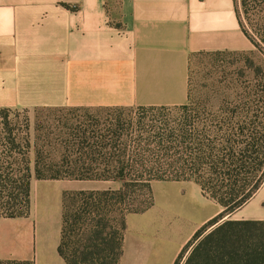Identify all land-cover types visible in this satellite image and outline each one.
<instances>
[{"label":"crops","instance_id":"1","mask_svg":"<svg viewBox=\"0 0 264 264\" xmlns=\"http://www.w3.org/2000/svg\"><path fill=\"white\" fill-rule=\"evenodd\" d=\"M252 50L235 0H0V109L183 106L193 60ZM135 215L119 264H174L197 230L172 248ZM223 220L264 222V181ZM61 227L62 210L0 217V264H67Z\"/></svg>","mask_w":264,"mask_h":264},{"label":"trees","instance_id":"2","mask_svg":"<svg viewBox=\"0 0 264 264\" xmlns=\"http://www.w3.org/2000/svg\"><path fill=\"white\" fill-rule=\"evenodd\" d=\"M235 5L244 35L264 58V0H235ZM249 68L261 103L264 67L250 64ZM188 107L175 108L188 111ZM167 108L133 110L143 120ZM238 110H203L202 117L194 113L184 127L178 125L176 135L165 136L164 131H158L154 136L140 135L125 143H121L123 134L117 120L116 128L106 135L75 132L64 153L50 159L43 156L45 146L39 143L30 158L34 145L28 125L10 121L11 111L0 109V217L29 215L33 179L120 184L116 190H81L63 195L57 248L67 264H119L126 219L152 207V183L194 182L222 211L192 235L174 264H264V222L223 220L248 202L264 181V170L256 169L263 165L259 160L263 136L253 127L254 121L244 120L241 125ZM138 124L143 126L140 121ZM189 127L192 131H187ZM141 130L136 131L142 134ZM246 131L247 137L243 135ZM237 137L247 139L239 143ZM219 142L224 145L221 149L217 148ZM239 145L244 149L237 151ZM2 264L32 263L8 260Z\"/></svg>","mask_w":264,"mask_h":264},{"label":"rangeland","instance_id":"3","mask_svg":"<svg viewBox=\"0 0 264 264\" xmlns=\"http://www.w3.org/2000/svg\"><path fill=\"white\" fill-rule=\"evenodd\" d=\"M248 63L264 67V58L257 50H252L242 57L234 55L225 59L193 60L190 70L188 111L169 107L154 112L153 115L157 113L154 117L149 115L147 119L140 120V116L133 109L111 111L107 108H40L10 110L9 120L19 122L23 126L28 125L35 146L30 151V158L36 153L37 143L45 146L43 156L52 159L51 157L64 153L66 146H70V135L84 131L106 135L116 128L117 120H120V131L123 134L121 143L136 140L140 135L143 138H147L148 135L154 136L159 133L158 131H164L165 136L176 135L174 130L179 129L178 125L184 127L189 121V116L192 117L194 113L196 117H202L203 110L207 113L221 109H239L241 125H244V120L254 121L253 127L261 138L263 136L264 141V93H261L263 99L259 103L256 95L257 85L253 81ZM139 121L143 126L138 124ZM138 128L146 129L141 130L142 134H138L139 131H136ZM153 130L155 132H149ZM189 130L192 131V128H187V131ZM248 133L249 131H246L243 135L247 137ZM222 135H225V132H222ZM246 139L237 137L239 143ZM223 146L219 142L217 148L221 149ZM236 149L240 151L244 147L239 145ZM260 153L263 158L264 145L259 152L261 158ZM260 158L263 165H257L258 171L264 170V159ZM119 187L120 184L105 181L33 179L30 212L38 218L48 214L53 220L55 218L60 220L64 194L81 190H116ZM152 196V207L131 219L136 220L134 226L137 229L147 232L156 229L172 248L182 244L196 228L198 230L214 218L219 209L214 201L202 194L200 187L194 182H153Z\"/></svg>","mask_w":264,"mask_h":264}]
</instances>
